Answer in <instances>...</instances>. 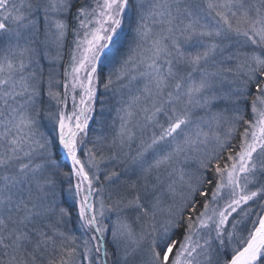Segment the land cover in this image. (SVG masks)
Here are the masks:
<instances>
[{
  "label": "snow or ice",
  "instance_id": "obj_1",
  "mask_svg": "<svg viewBox=\"0 0 264 264\" xmlns=\"http://www.w3.org/2000/svg\"><path fill=\"white\" fill-rule=\"evenodd\" d=\"M0 264H264V0H0Z\"/></svg>",
  "mask_w": 264,
  "mask_h": 264
}]
</instances>
